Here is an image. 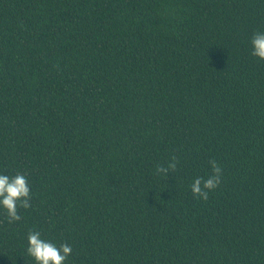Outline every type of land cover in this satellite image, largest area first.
I'll use <instances>...</instances> for the list:
<instances>
[{"label": "trees", "instance_id": "obj_1", "mask_svg": "<svg viewBox=\"0 0 264 264\" xmlns=\"http://www.w3.org/2000/svg\"><path fill=\"white\" fill-rule=\"evenodd\" d=\"M257 31L264 0H0V174L32 196L0 264H36L30 230L67 264H264Z\"/></svg>", "mask_w": 264, "mask_h": 264}, {"label": "clouds", "instance_id": "obj_2", "mask_svg": "<svg viewBox=\"0 0 264 264\" xmlns=\"http://www.w3.org/2000/svg\"><path fill=\"white\" fill-rule=\"evenodd\" d=\"M250 43L251 56L264 61V32L253 33ZM178 164V157L173 155L166 164H158L155 172L167 177L169 172L177 169ZM208 164L211 174L195 178L190 185L193 196L205 201L209 198V193L220 186L223 171L215 159H210ZM31 199V187L25 174L17 173L11 177L0 174V207L5 210L9 223L21 221L19 209H30ZM72 252V247L67 243L57 246L54 242L44 239L40 231L30 230L28 233L27 253L36 264H67Z\"/></svg>", "mask_w": 264, "mask_h": 264}]
</instances>
